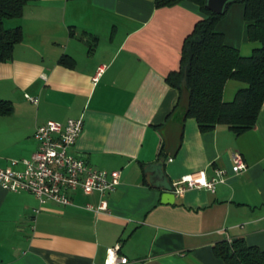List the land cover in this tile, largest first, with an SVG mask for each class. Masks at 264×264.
Returning <instances> with one entry per match:
<instances>
[{"label": "crops", "instance_id": "0c3cea01", "mask_svg": "<svg viewBox=\"0 0 264 264\" xmlns=\"http://www.w3.org/2000/svg\"><path fill=\"white\" fill-rule=\"evenodd\" d=\"M203 16L188 1L156 9L154 0H36L7 21L23 37L0 64V99L13 106L0 116V168L31 158L38 126L82 118L72 154L120 176L104 195L69 192L68 206L0 188V264H107L115 248L126 264H223L212 247L237 238L264 250V102L252 130L201 134L185 119L187 92L165 81ZM244 87L229 80L223 101ZM234 153L246 165L236 175ZM215 170L224 182L213 193L162 190L167 179Z\"/></svg>", "mask_w": 264, "mask_h": 264}, {"label": "trees", "instance_id": "16d2710c", "mask_svg": "<svg viewBox=\"0 0 264 264\" xmlns=\"http://www.w3.org/2000/svg\"><path fill=\"white\" fill-rule=\"evenodd\" d=\"M34 1L0 0V64L12 59L14 47L23 37L21 27L9 28L7 21L20 19L24 7ZM182 1L197 5L204 15L183 42L178 70L170 72L165 80L179 93L187 92L185 119H193L201 134L218 125L226 126L235 135L252 130L264 102V0L232 1L243 6L247 39L260 44L246 57L226 44L224 34L216 30L225 11L222 15L209 12L206 0H154V6L158 9ZM95 42L93 38L90 49ZM58 63L73 67L67 57ZM229 80L245 87L230 102H225L223 90ZM12 110L10 102L0 99V116L10 115ZM212 251L223 264H264V250L248 245L242 238L220 241Z\"/></svg>", "mask_w": 264, "mask_h": 264}, {"label": "built area", "instance_id": "2783aa9c", "mask_svg": "<svg viewBox=\"0 0 264 264\" xmlns=\"http://www.w3.org/2000/svg\"><path fill=\"white\" fill-rule=\"evenodd\" d=\"M105 67H99L93 78L96 82L104 72ZM31 103L35 98L25 95ZM83 128V119H69L64 125L48 121L38 126L34 139L38 143L37 151L30 159L13 160L6 168H0V188L11 193H28L37 199L40 205L54 202L59 205H71L69 192L81 191L84 195L94 192L104 195L113 191L119 185L118 171H98L92 169L80 155L72 154ZM232 172L236 175L246 169L239 154L234 153ZM22 169H17L18 166ZM224 172L214 171V177L207 179L203 172L186 175L172 183L176 196H182L189 190H206L214 192L218 183H223ZM87 210L105 211L101 204L94 209L87 205ZM117 248L108 250L107 264H126L125 258H118Z\"/></svg>", "mask_w": 264, "mask_h": 264}, {"label": "rangeland", "instance_id": "374dc122", "mask_svg": "<svg viewBox=\"0 0 264 264\" xmlns=\"http://www.w3.org/2000/svg\"><path fill=\"white\" fill-rule=\"evenodd\" d=\"M216 30L224 34L226 44L238 49L241 56H250L254 49L260 48L259 43L250 42L246 37V23L240 2L235 1L227 5Z\"/></svg>", "mask_w": 264, "mask_h": 264}, {"label": "water", "instance_id": "95a60500", "mask_svg": "<svg viewBox=\"0 0 264 264\" xmlns=\"http://www.w3.org/2000/svg\"><path fill=\"white\" fill-rule=\"evenodd\" d=\"M233 0H206L205 8L216 15H222L227 7ZM168 183V187H163L162 190L165 192H172V186L169 180L165 181Z\"/></svg>", "mask_w": 264, "mask_h": 264}]
</instances>
